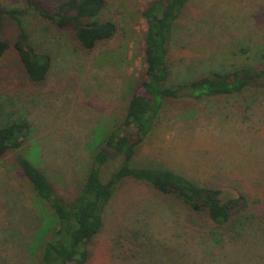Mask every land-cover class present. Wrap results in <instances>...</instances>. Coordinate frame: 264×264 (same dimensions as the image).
I'll return each instance as SVG.
<instances>
[{"label":"rangeland","instance_id":"rangeland-1","mask_svg":"<svg viewBox=\"0 0 264 264\" xmlns=\"http://www.w3.org/2000/svg\"><path fill=\"white\" fill-rule=\"evenodd\" d=\"M35 1L51 12L66 0ZM156 1L105 0L99 20L114 22L117 31L89 51L73 29L30 12L26 0H0L26 11L30 43L52 59L40 83L14 48L0 59V126L30 124L23 147L0 157V264H42L46 240L54 236L53 212L34 192L20 156L49 178L66 204L80 194L97 153L108 158L103 182L121 167L123 158L105 141L145 80L143 13ZM19 34L18 23L5 17L0 40L13 46ZM168 49L171 87L213 73L264 69V0H188ZM130 164L183 173L222 190L223 201L245 194L251 210L218 227L206 212L126 178L104 210L86 264H264V88L201 101L165 99Z\"/></svg>","mask_w":264,"mask_h":264},{"label":"trees","instance_id":"trees-1","mask_svg":"<svg viewBox=\"0 0 264 264\" xmlns=\"http://www.w3.org/2000/svg\"><path fill=\"white\" fill-rule=\"evenodd\" d=\"M29 11L55 24L59 28H71L85 50H93L104 41L112 39L117 25L112 21H101L99 16L105 9V0H66L55 11L41 8L35 0H26ZM188 0H157L143 13L148 23L146 35L145 80L130 100L124 122L106 139V145L123 158L120 168L105 183L101 180V166L108 158L103 153L95 155L80 194L69 204L56 194L49 178L26 158L19 157V166L33 185L34 192L53 212L54 233L44 248L42 264H86L89 258V244L104 226L103 213L111 203L118 184L126 178L144 182L156 191L184 202L197 213L206 212L208 218L218 227L228 224L231 219L251 210L248 196L223 201L220 189L198 184L189 176L170 169L133 167L137 149L153 131L156 118L163 102L173 100L204 99L243 93L248 89L264 88V69L243 68L230 73H213L188 84L175 87L168 85V44L171 30L180 17ZM24 10L6 8L0 4V29L8 17L18 23L20 34L13 46L0 40V59L14 48L25 70L35 83L43 82L51 69V56L39 54L30 43L24 29ZM244 52H246L244 50ZM263 84V86H262ZM143 92H138L139 90ZM3 108L0 105V121ZM30 131L28 122H16L0 126V157L23 147ZM49 235L47 233L44 238ZM43 238V239H44Z\"/></svg>","mask_w":264,"mask_h":264}]
</instances>
